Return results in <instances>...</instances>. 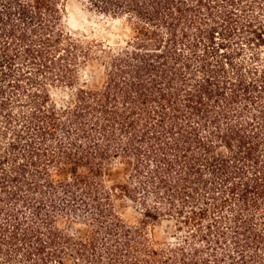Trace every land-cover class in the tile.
<instances>
[{"label": "trees", "instance_id": "16d2710c", "mask_svg": "<svg viewBox=\"0 0 264 264\" xmlns=\"http://www.w3.org/2000/svg\"><path fill=\"white\" fill-rule=\"evenodd\" d=\"M65 1L0 0V264H264V0H83L127 25L115 45Z\"/></svg>", "mask_w": 264, "mask_h": 264}, {"label": "rangeland", "instance_id": "374dc122", "mask_svg": "<svg viewBox=\"0 0 264 264\" xmlns=\"http://www.w3.org/2000/svg\"><path fill=\"white\" fill-rule=\"evenodd\" d=\"M64 22L66 26L78 37L90 41H103L110 45L122 42L128 36V28L124 21L114 19L101 14L90 8L83 0H66L64 2ZM103 82V61L100 58L90 59L80 69L79 82L74 87H56L51 89L53 100L59 105H65L72 101L76 88L85 86L97 88ZM105 179L110 182L122 178V167L114 162L105 168ZM121 217L129 224H138L141 218L139 206L130 201L122 200L117 207ZM62 224L73 230L82 231V223H68L62 220ZM156 242H162L169 238L168 229L165 224H154L148 226Z\"/></svg>", "mask_w": 264, "mask_h": 264}]
</instances>
